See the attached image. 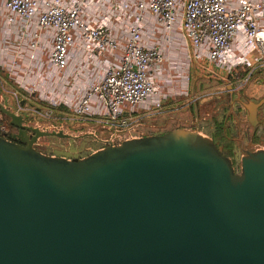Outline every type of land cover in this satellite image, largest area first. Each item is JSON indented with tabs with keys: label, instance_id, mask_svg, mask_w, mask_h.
<instances>
[{
	"label": "water",
	"instance_id": "water-1",
	"mask_svg": "<svg viewBox=\"0 0 264 264\" xmlns=\"http://www.w3.org/2000/svg\"><path fill=\"white\" fill-rule=\"evenodd\" d=\"M263 101L244 106L250 124ZM0 111L25 137H0V264H264V150L234 170L204 135L173 129L92 136L105 145L64 158L31 144L68 135Z\"/></svg>",
	"mask_w": 264,
	"mask_h": 264
},
{
	"label": "built area",
	"instance_id": "built-area-1",
	"mask_svg": "<svg viewBox=\"0 0 264 264\" xmlns=\"http://www.w3.org/2000/svg\"><path fill=\"white\" fill-rule=\"evenodd\" d=\"M99 2L0 0L3 34L17 39L13 56L0 60L4 76L23 94L15 97L14 114L25 110L23 100L38 95L28 79L50 72L65 77L71 66L80 68L81 93L60 75L70 93L36 99L115 131L187 95L192 70L220 82L222 91L246 90L264 71V0H108L96 16L92 8ZM162 70L165 82L180 81V92L158 87L155 76ZM57 79L44 80L53 85ZM50 112L46 108L44 116Z\"/></svg>",
	"mask_w": 264,
	"mask_h": 264
},
{
	"label": "rangeland",
	"instance_id": "rangeland-1",
	"mask_svg": "<svg viewBox=\"0 0 264 264\" xmlns=\"http://www.w3.org/2000/svg\"><path fill=\"white\" fill-rule=\"evenodd\" d=\"M2 6L0 4V12ZM14 34H3L2 27L0 25V60L9 59L13 56V43L16 42ZM4 45V46H2ZM77 66H71L64 73L65 77L56 72H50L43 77L34 76L33 79H28L26 82L28 85L35 84L34 94H38L44 99H62L70 92L66 87H63V79L66 78L65 83L80 82V78L76 75L79 74ZM0 70H2L0 66ZM81 72V70H80ZM3 73V70H2ZM4 74V73H3ZM63 77L62 80L60 79ZM58 78L55 84L50 85L47 80ZM251 83V84H250ZM250 83L246 86L244 92H234L236 97H240L243 102L251 97L258 98L264 94V71L254 76ZM15 85L8 84L0 79V100L4 98V103L8 104L11 111L14 106L15 97L20 100V93ZM187 95H179L175 97L173 102H165L163 110L157 114H145L139 116L132 127L126 130H109L103 126L91 123L90 121L80 120L77 117L71 115L61 118L59 121L51 119L49 116H44V107L36 98L38 95H31L28 100H23V107L27 120L33 127L39 129H45L48 131H60L63 134L68 135L67 138L57 137H42L37 140V149L40 151L52 152L53 156H61L64 158H73L78 155H85L86 153L94 151L101 145L102 142H97L92 136L98 139L107 141L113 140L117 145L123 140L132 137H141L151 134H158L173 129H186L196 130L199 122L209 119L212 116H218L223 108H226V112L229 110V99L225 91L221 90L220 82L212 80L204 72L191 71L190 79L187 87ZM220 89V90H219ZM13 90H17L18 93L13 94ZM76 92V91H75ZM74 92V93H75ZM23 95V94H22ZM69 98H72L69 97ZM195 103V107L191 104ZM173 103V104H171ZM1 106L5 108L2 104ZM37 109V110H36ZM239 127L240 136L237 141H241L249 138L251 133V127L247 123L244 111H240L235 115ZM201 133V132H200ZM89 136L91 140L82 141V137ZM91 141H95L96 144L91 145ZM247 148V147H246ZM243 153L239 152L238 159Z\"/></svg>",
	"mask_w": 264,
	"mask_h": 264
},
{
	"label": "trees",
	"instance_id": "trees-1",
	"mask_svg": "<svg viewBox=\"0 0 264 264\" xmlns=\"http://www.w3.org/2000/svg\"><path fill=\"white\" fill-rule=\"evenodd\" d=\"M0 79L7 82L8 84L12 83L4 76L2 70H0ZM17 90L20 91L19 89ZM17 90H13V91H17ZM40 103L51 111L49 117L55 121L61 120L63 115L65 116L71 115L75 118L77 117L74 114H72V112L69 111L68 108L65 106L62 105L51 106L45 102H40ZM191 106L195 107V103L191 104ZM230 109H231L230 113H227L226 108H223L218 116H212L207 120L199 122L197 129L195 131H198L199 133L201 132V134L204 135L206 138H208L222 154H224L228 158H231V162H230L231 166L234 170H237L238 168L237 155L239 154V152L244 153V149H246L247 146L256 143V141L254 137H251L250 139L247 137V139L237 141L238 140L237 138L240 136L239 134L240 130L237 121L235 119V115L238 113V111L232 109L231 107L229 108V110ZM0 115L3 116L1 111H0ZM77 119L86 120V121H90L91 123L92 122L95 123L93 117H77ZM85 140H91V137L89 136L82 137V141ZM94 144H96V142L91 141V145ZM113 145H117V143L113 142ZM99 148H101V145L96 149H94V151ZM40 152L43 154L52 155V152H46V151H40ZM89 153H86L85 155H88ZM83 156L78 155L77 157H83Z\"/></svg>",
	"mask_w": 264,
	"mask_h": 264
},
{
	"label": "flooded vegetation",
	"instance_id": "flooded-vegetation-1",
	"mask_svg": "<svg viewBox=\"0 0 264 264\" xmlns=\"http://www.w3.org/2000/svg\"><path fill=\"white\" fill-rule=\"evenodd\" d=\"M225 92H226L227 96L230 97L229 108L231 107L232 109H235L238 112H240L241 110L244 111L247 123L249 124V126L252 129L251 133L249 134L250 135L249 139L251 137H254V139L256 141V143L247 146V148L244 149V153L246 151L264 150V101L255 108V111H254L255 122H254V124H250L248 122L249 113L246 110V108L244 107L245 105H248V104H257L262 98H264V94L258 98L251 97V98L247 99L246 102H243L240 97L238 98L235 96L234 92L240 93V92H244V90L233 91L231 89L230 90L226 89ZM1 104L6 109L9 110V107H7L6 104H4V101H2V98L0 100V105ZM15 115L20 116V118L22 119V125L33 127L28 121H26L27 116L25 114V111H22L19 114H15ZM0 127H1L0 128V137L4 138L10 142L19 144V145H23V146L25 145V142H24L25 137L21 134V132H19V130L16 127L9 125L8 118L4 114H3V116L0 115ZM26 136H27L26 140L29 141L31 139L32 132H30L29 130H26ZM38 139H36L31 144V147L40 152V150L37 149V145H38L37 140ZM249 139H248V141H249ZM111 143L113 145V141ZM104 145H105V143L102 144V146H104ZM229 160L231 162V158H229ZM238 166H239V159H238Z\"/></svg>",
	"mask_w": 264,
	"mask_h": 264
},
{
	"label": "crops",
	"instance_id": "crops-1",
	"mask_svg": "<svg viewBox=\"0 0 264 264\" xmlns=\"http://www.w3.org/2000/svg\"><path fill=\"white\" fill-rule=\"evenodd\" d=\"M108 0H100V2L98 3V5H94L93 6V14H95L97 16L98 14V9H100V6L103 7L105 6L106 2ZM111 1V0H109ZM107 16H105L104 18H106ZM77 52L79 53L78 50L74 51V53ZM94 66H96L98 69V72L100 73V70H101V66L99 67V63H95ZM168 74V72L166 70H162L157 76H155V80L157 82V85L158 87L163 91V92H173V93H178L182 90V85L180 83L179 80L177 79H173L171 80L170 83L168 82H165L163 79L164 77ZM84 79V77H83ZM85 82V81H84ZM80 85V86H79ZM81 86L83 87L84 86V83L81 85V82L77 83L74 87L76 88L75 91L76 93H81ZM80 87V88H79ZM165 104V103H164ZM132 138H135V137H132ZM130 139V138H129Z\"/></svg>",
	"mask_w": 264,
	"mask_h": 264
}]
</instances>
